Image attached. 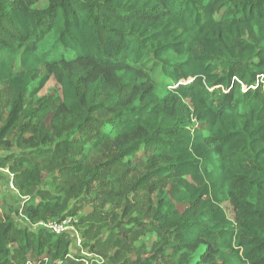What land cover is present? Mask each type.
<instances>
[{
    "label": "trees",
    "instance_id": "16d2710c",
    "mask_svg": "<svg viewBox=\"0 0 264 264\" xmlns=\"http://www.w3.org/2000/svg\"><path fill=\"white\" fill-rule=\"evenodd\" d=\"M0 85V264H264V0H0Z\"/></svg>",
    "mask_w": 264,
    "mask_h": 264
},
{
    "label": "rangeland",
    "instance_id": "374dc122",
    "mask_svg": "<svg viewBox=\"0 0 264 264\" xmlns=\"http://www.w3.org/2000/svg\"><path fill=\"white\" fill-rule=\"evenodd\" d=\"M38 6L44 7V6H46V4L44 2H40V4ZM52 89H57L56 91L59 90V87H57V85L55 84L54 81H50L47 83V85L43 89L42 94L44 95L46 93H49ZM10 100H11V93L4 86L0 85V120L5 117L6 110H8ZM6 170L7 169H2V171H0V218H1L3 213H6L7 207L12 206L14 208L16 216L19 217V218L17 217V220L20 222V224L24 225L25 221L20 217V209H21L22 203L27 198H29L30 196H28V195L23 196L22 194H19L15 185H13L14 190H11L9 188L8 183H7L8 182L7 174L5 173ZM133 177H134V173L133 174L124 173L121 176V178L118 179L116 182L117 189L120 191H123L131 183V181L133 180ZM73 183H75V182H73ZM73 196H74V194L70 195L69 192H67V197L69 199L70 205L75 200V198H72ZM135 200L141 201V198H136ZM144 201H147V199L144 198L142 203H144ZM221 207L225 211L227 217L230 220H233L234 212H233L232 206L228 202H225L222 204ZM118 211H119V208H116L115 205L108 203L102 209L103 218L109 217V216L111 217L110 214L118 213ZM88 212H89V209L87 208V209L83 210L82 214L88 213ZM68 220L71 221L72 219H68ZM75 222H77V218H74L72 220V223H75ZM77 235H78L77 238H76V236L71 237L73 241H72V244H71L70 249H69V255L70 256L82 255V256L89 257V258L95 257V258L102 259L101 257H97L94 255L92 256V255L87 254V250L83 249V247H82L81 235L78 232H77ZM76 241H79V243L77 244ZM23 264H33V263H31L29 260L26 261V258H25V262H23Z\"/></svg>",
    "mask_w": 264,
    "mask_h": 264
},
{
    "label": "built area",
    "instance_id": "2783aa9c",
    "mask_svg": "<svg viewBox=\"0 0 264 264\" xmlns=\"http://www.w3.org/2000/svg\"><path fill=\"white\" fill-rule=\"evenodd\" d=\"M0 171H2V169H0ZM5 173L7 174V179H8L7 183H8L9 188L11 190H14V187H13L14 175L10 173L8 170H6ZM34 227L44 228L48 232L55 234V235L69 233L71 237H75V236L76 238L78 237L77 231L74 229V226L72 225L71 221L68 219L60 223L58 222H39ZM76 243L78 244L79 241H76Z\"/></svg>",
    "mask_w": 264,
    "mask_h": 264
}]
</instances>
